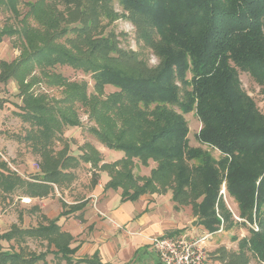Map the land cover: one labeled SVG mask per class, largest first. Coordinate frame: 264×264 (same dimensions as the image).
I'll list each match as a JSON object with an SVG mask.
<instances>
[{
  "label": "trees",
  "instance_id": "trees-1",
  "mask_svg": "<svg viewBox=\"0 0 264 264\" xmlns=\"http://www.w3.org/2000/svg\"><path fill=\"white\" fill-rule=\"evenodd\" d=\"M18 1L0 0V9L17 14ZM115 1L125 13L114 10ZM27 4L19 27L0 25V43L5 36L17 35L21 51L12 61L0 59V92L1 84L17 83L21 103L15 104L19 108L15 113L30 124L23 138L40 160L38 171L24 177L0 155L1 189L20 188L31 197H43L55 191V184L60 187L72 181L68 169L82 160L95 169L93 185L98 183L97 171L107 170V186L122 188V200L171 190L175 209L191 205L198 224L209 233L221 229L222 219L224 227L226 222L257 224L258 230L250 226V235L239 240L238 250L221 248L215 260L250 264L251 252L264 261V113L240 80V71H245L264 85V0H36ZM122 16L141 30L160 59L158 66H149L135 52L120 48L114 32L100 31ZM58 65L90 74L94 92L88 91V81L70 80L56 72ZM35 70L40 76L32 75ZM38 82L60 87L62 97L36 92ZM106 85L118 90L106 93ZM8 101L0 96V109ZM76 104L94 122L90 131L98 140L124 152L120 159L101 164L100 151L88 142L79 156L70 153L64 129L82 125ZM193 111L202 123L198 140L217 148L219 159L201 146L190 145L185 115ZM58 141L64 142L60 149ZM136 158L143 165L156 162L149 176L134 175ZM222 188L237 203L242 222L228 208ZM54 228L55 222L41 226L36 235ZM28 232L35 233L14 227L0 234V264H37L43 258L24 249L4 250L2 239ZM69 239L64 245L57 241L64 255L72 251ZM87 261L96 264L97 256Z\"/></svg>",
  "mask_w": 264,
  "mask_h": 264
},
{
  "label": "crops",
  "instance_id": "crops-1",
  "mask_svg": "<svg viewBox=\"0 0 264 264\" xmlns=\"http://www.w3.org/2000/svg\"><path fill=\"white\" fill-rule=\"evenodd\" d=\"M90 141L103 157L101 164L112 163L124 155L111 151L100 140ZM84 165L95 170L91 163L80 160L68 169L73 175L72 181L60 187L55 184V191L43 197H31L20 188L5 191L0 187L3 195L22 191L17 195L22 200L21 205L18 207L13 202L16 207L11 215L4 213L0 205V234L14 227L35 231L23 237L15 235L10 240L2 239L4 250L19 252L24 249L26 254H43L37 264H90L87 258L95 256L96 264H163L152 245V238L183 232L200 236L209 232L202 224L194 225L196 219L192 216L185 214L179 219L176 215H180L181 209H175L170 194L146 193L135 200H122V188L107 186L110 180L107 170H96L99 173L96 185L92 180L82 184L80 173L88 171ZM65 210L71 212L65 214ZM53 222L56 224L54 231L36 235V229ZM65 234L70 237L68 246L72 250L67 255L58 251L57 245V241L64 245Z\"/></svg>",
  "mask_w": 264,
  "mask_h": 264
},
{
  "label": "rangeland",
  "instance_id": "rangeland-1",
  "mask_svg": "<svg viewBox=\"0 0 264 264\" xmlns=\"http://www.w3.org/2000/svg\"><path fill=\"white\" fill-rule=\"evenodd\" d=\"M34 1L36 0H19L17 4V14H13V12L9 8L2 7L0 9V25L2 26L4 24H11L15 27H19L21 24L19 20L23 18V16L29 9L27 2ZM61 7L63 8V5ZM113 7L116 12L120 14L125 13L117 1L113 2ZM31 22L32 24L37 25V23L32 19ZM104 23H107L106 19L103 21V24ZM106 26L99 28L100 31L105 34L114 32L117 39L119 40L120 48L128 52H135L138 55V58L145 60V62H147L149 66L159 65L160 59L158 55L155 53L154 49L145 41V39L141 35V30L139 31V28L131 19L122 16L114 22L110 23L107 27ZM18 44L19 38L17 35L5 36L3 41L0 43V59L12 61L17 58L21 52L19 47H17ZM54 70L56 72L62 73L70 80L88 81V91L94 92V80L92 79L90 74H86L82 70L73 69L68 65H58L54 68ZM32 75L40 76L38 70H35ZM189 77H191V74H189ZM240 80L242 82L243 88L249 93L250 96L254 98L259 109L264 113V85L256 82L253 76L249 72L245 71H240ZM34 89L36 92H46L48 95L56 98L62 97L60 87H51L46 85L44 82H38L37 84H35ZM115 90H118V88L112 85H106V93H110ZM18 92L19 88L15 81L11 80L8 84H1L0 96L7 98L9 101L5 104L3 110L0 112V155L1 160L7 162L13 170H17L24 177H29L38 171V161L40 160V157L33 152L29 142L23 138V136L29 130L30 124L23 121L22 118L15 113V111H19V108L15 104L21 103V98L17 95ZM76 109L81 117L82 125L65 127L64 136L66 138V142H68L70 145V153L80 155V152L83 153L84 151V144L86 142L91 143L90 140L94 141L98 140V138L90 131V127L94 125V122L89 120L88 115L85 112V108L81 104H76ZM185 116L188 120L190 128V145L201 146L202 148L209 150L216 159H219L221 157V153L217 148H213L209 145L203 144L198 140L197 135L202 127V123L196 113H194V111L189 112ZM63 143L64 142L58 141L56 144V148H61L63 146ZM110 150L119 152V154L124 153L123 151L117 149L110 148ZM144 166L145 165H143L142 162L136 158L135 165H133L134 175L149 176L151 174V169L156 166V162L150 160L149 166H147L148 168H145ZM84 167L88 171H86V174H81V172L80 179L82 184H88L92 180V173L94 172V170L90 167H86L85 165ZM223 191L224 188H222L221 192L224 196V200L228 208L233 212L235 219L239 221L241 220L240 222H242L243 219L238 216L239 209L237 203L229 196L227 197ZM16 192L12 193V195H3L0 189V205H2L3 207L2 211L4 213H8V215H11L13 208L16 207L12 204L13 202H16L18 207L21 205L22 200L18 199L17 195L22 194V191L20 190ZM166 194H170V196L172 197V191L168 190ZM180 209V215H176L177 217H180L179 219L187 214L189 215V217L192 216L196 220H198L197 216L193 213L191 205H182L180 206ZM196 226H199V224L197 223ZM250 226L258 230L257 224L250 225L248 223L246 226L243 224H235L233 222V224L229 226V223L226 222L224 227V219H222L220 229L221 231L214 234L206 232L200 235H209L205 241L209 255L208 259L209 261H211L210 264H215V262L217 264H225L224 260H215V253L220 251L221 248H225L229 252L238 250L239 240L244 236L250 235V232L248 230ZM188 227L191 228L190 224L188 225ZM249 256L251 259L250 264H264V261L258 260L257 257L254 256L251 252H249Z\"/></svg>",
  "mask_w": 264,
  "mask_h": 264
},
{
  "label": "built area",
  "instance_id": "built-area-1",
  "mask_svg": "<svg viewBox=\"0 0 264 264\" xmlns=\"http://www.w3.org/2000/svg\"><path fill=\"white\" fill-rule=\"evenodd\" d=\"M208 236L162 234L152 238V245L163 264H210L205 241Z\"/></svg>",
  "mask_w": 264,
  "mask_h": 264
},
{
  "label": "water",
  "instance_id": "water-1",
  "mask_svg": "<svg viewBox=\"0 0 264 264\" xmlns=\"http://www.w3.org/2000/svg\"><path fill=\"white\" fill-rule=\"evenodd\" d=\"M197 222H198V220H194L193 224L195 225V224H197Z\"/></svg>",
  "mask_w": 264,
  "mask_h": 264
}]
</instances>
